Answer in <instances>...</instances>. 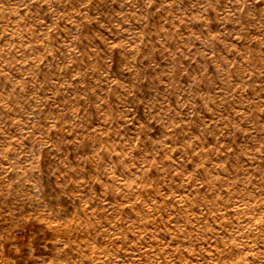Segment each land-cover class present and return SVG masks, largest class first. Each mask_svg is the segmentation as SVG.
I'll use <instances>...</instances> for the list:
<instances>
[{
	"label": "rangeland",
	"instance_id": "1",
	"mask_svg": "<svg viewBox=\"0 0 264 264\" xmlns=\"http://www.w3.org/2000/svg\"><path fill=\"white\" fill-rule=\"evenodd\" d=\"M0 264H264V0H0Z\"/></svg>",
	"mask_w": 264,
	"mask_h": 264
}]
</instances>
